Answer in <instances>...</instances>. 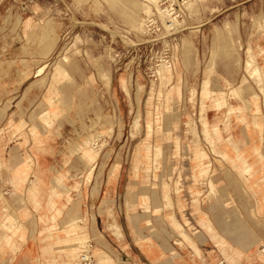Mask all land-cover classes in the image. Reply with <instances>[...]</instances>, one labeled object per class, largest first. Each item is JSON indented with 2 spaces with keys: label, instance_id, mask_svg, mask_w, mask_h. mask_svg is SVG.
<instances>
[{
  "label": "rangeland",
  "instance_id": "rangeland-1",
  "mask_svg": "<svg viewBox=\"0 0 264 264\" xmlns=\"http://www.w3.org/2000/svg\"><path fill=\"white\" fill-rule=\"evenodd\" d=\"M113 3L115 0H0V70L21 67L20 69L26 72L25 78L32 76L30 81L33 82L34 88H46L44 93L35 96L25 92L14 98L9 96L5 100V105L0 110V119L7 116L9 111L5 108L11 107L13 101H16L20 111L16 109L10 113L9 122L5 123L10 125L9 127L6 125L0 127V143L5 139L8 141L3 144L15 141V138L10 139L12 133L16 131L15 125L18 124L13 122V119L26 121L24 131H28L31 140L33 139L30 129L33 123L38 122L34 116L44 107H48L45 99L56 76L57 64H63L62 67L69 69V75H60L57 81L59 90L65 93L66 99V103H55L57 107L63 109L60 119L49 128L48 133L42 131L41 135L47 141L43 147L36 149L61 156L46 161L50 162L51 167L55 166L65 172L70 171L72 174L68 177L70 184L79 182L80 191L71 193L75 200H81L82 186L86 195L87 188L89 189L94 182L92 191L88 190L87 194L90 195L89 200L94 207L95 213L92 214L94 217L96 213L99 214V227L105 235L108 231L111 232L109 234H115L108 228L107 217L117 220L119 227L131 230L133 234L135 232L132 215L135 212L142 214L144 208L140 200L134 205V199L141 196L144 191L146 169L152 165V159L147 158L146 143L165 144V149L174 155L178 172L175 176H179L184 170L185 173L182 175L187 182L186 186L191 179L189 177H194V173L192 175L186 173L189 167L196 168L193 150H190L192 155L188 154L183 160L172 143L168 142V139L173 137L169 136L168 128L173 131L178 124L176 131L184 145L182 154L187 151L186 146L193 145V137L197 139L194 130L201 134V137L198 136L200 145L209 152L212 165L210 173L204 177L205 180L198 177L195 183L208 184L211 178L219 183L220 169H233L228 163L222 162L221 158L211 151L209 143L204 141L199 103L201 96L197 93L204 77L203 64L199 61L195 45L197 41L215 38L226 45L228 42L224 40L222 34L219 35L223 31L218 29L210 31V28H217L214 25L222 23L239 22L246 25L253 23V19L258 16L255 12L264 9V0L259 3L258 0H173L179 21L167 27L166 23L170 21L163 20L156 10L158 0L155 2L140 0V3L129 4L132 7L127 8L121 4L113 6ZM153 10L155 20L151 21L146 17ZM194 26L197 27L189 29ZM251 33L254 37L260 34L256 28ZM155 38L159 39L158 43L152 46ZM139 42L141 44H138ZM185 48L193 51L189 64L183 61ZM28 57L34 61V70L30 68L33 64L29 62ZM156 60L159 64L152 69L151 65H155ZM166 61L172 63V66L161 69L160 74L157 73L158 68ZM251 65V62H248V71ZM171 69L172 75L168 74L164 78L160 76ZM248 75L252 78V75ZM42 77H45V81L40 82L39 79ZM180 81L183 87L181 96L178 95L176 87L172 88ZM247 85L251 86L248 79L243 77L241 88ZM231 88L230 85L226 90L230 104L233 105L231 101L237 98H247L244 92L234 98L231 95ZM220 96L222 95L218 94L211 98ZM27 102L30 104L26 111L23 109L28 106ZM163 107L169 108L168 116L164 121L158 122V108ZM223 107L220 114L215 111L213 117L218 115L223 117L228 110L227 105ZM173 113L179 117L176 119ZM138 117L139 126L135 124ZM148 123L153 126L151 132L148 131ZM193 124L195 127H192ZM160 126L162 128H159ZM86 140H88L86 146L94 155L99 154L91 174L89 171L91 164L87 165V161L81 158L83 154L81 146ZM31 147L29 146L30 149ZM148 149L154 150L155 146ZM136 164L141 166L138 176ZM2 169L3 165L0 168V193L4 200H0V203L2 202L8 212L15 214L16 211H13L10 204L14 202L16 190L8 183L3 182L1 185ZM156 171L158 178L152 177V183L158 185H150L158 187L159 192L161 184L170 179L165 168L161 167ZM52 175L53 172H50V179ZM236 176V174L222 176L224 177L222 182L235 183ZM152 187L149 189L150 192L153 191ZM198 191L200 202H206L203 206L209 212L207 203H214L217 198L208 194L209 188L206 192L201 189ZM150 197V201L154 202L152 192ZM173 197L174 211L179 220L184 221L178 208L177 197L175 194ZM184 197L187 199L189 196ZM231 197L229 210H233L234 203L236 205L240 203L233 195ZM24 198L23 202L27 201ZM188 209L189 216L191 215L189 203ZM79 210L80 204L74 201L71 206L72 214ZM224 212V208H216L214 211L216 215ZM6 215V211L0 212L1 218H5ZM82 223L80 232L84 231ZM68 225L67 229L70 230L72 227L70 223ZM248 225L260 230L263 235L260 242L262 248L263 218L260 217L259 222H250ZM140 227L146 235L150 233L144 220L140 221ZM194 231L189 230L191 234ZM88 243L89 240L85 236L83 244ZM137 244L140 245L138 242ZM96 245L97 243L92 244L90 254L95 253ZM175 245L180 247L177 243ZM93 257L94 264H97V256ZM79 260L80 257L76 260L77 264ZM259 264H264V261L260 259Z\"/></svg>",
  "mask_w": 264,
  "mask_h": 264
},
{
  "label": "crops",
  "instance_id": "crops-1",
  "mask_svg": "<svg viewBox=\"0 0 264 264\" xmlns=\"http://www.w3.org/2000/svg\"><path fill=\"white\" fill-rule=\"evenodd\" d=\"M259 1L262 0H258V3ZM138 3L140 0H136V4ZM117 4L125 8L132 7L127 6L123 0H115L112 5ZM255 14L258 16L253 19V23L247 25L239 22L213 24L217 28H210V31H223L219 35L222 34L228 42L226 45L217 38L197 41L195 45L199 61L203 64L204 75L197 91L201 96V132L211 151L235 171L220 169V182L216 183L214 178H211L208 182L210 187H206V183H195L198 177L205 180L204 177L210 173L212 165L209 152L200 145L198 136L201 137V134L194 130L197 139L193 137V145L186 146L187 153L182 154L184 145L176 131L178 124L173 129L174 132L168 128L169 136H173L168 142L172 143L183 160L192 153L190 150H193L191 155L196 160V168L189 167L186 173H194V177H189L191 179L186 186L187 182L182 175L185 172L182 170L179 176H175L178 172L174 155L165 149V144L146 143L147 158L152 159V165L146 169L144 191L134 199V205L140 200L144 208L142 214L135 212L132 215L134 234L131 230L119 227L117 220L107 217L108 228L115 234H109L111 232L108 231L105 235L99 227V214L96 213L95 217L92 214L95 211L89 200L90 195L87 194L88 190L92 191L94 182L87 188L86 195L82 186V198L75 200L71 193L80 191L79 182L70 184V171L51 167L50 162L46 161L61 156L36 149L43 147L47 141L42 137V131L48 133L49 128L60 119L63 109L55 103H66L65 93L59 90L57 81L60 75H69V69L62 67L63 64H57L56 76L45 99L48 107H44L34 116L38 122L33 123L30 129L33 139L31 140L28 131H24L26 121L13 119L12 121L18 124H13L16 131L10 138H15V141H10L15 143L3 144L8 141L6 139L0 143V168L3 165L1 185L5 182L16 190L14 202L10 204L13 211H16L15 214L8 212L2 202L0 203V212L3 210L7 214L5 218L0 217V264H77L76 260L81 256V252L88 246L92 247L93 243H97L93 254L97 256V264H259L260 259L264 261V246H260L262 234L259 229L248 225L250 222H259L260 217L264 222V9L256 11ZM195 27L197 26L189 29ZM255 28L261 35H252L251 32ZM192 55L193 51L185 48L184 63L189 64ZM28 59L33 64L30 68L34 70V61L30 60L31 57ZM248 62L252 64L249 71ZM20 68L0 70V110L9 96L14 98L25 92L35 96L45 92V87L34 88L33 82L30 81L32 76L25 78L26 72ZM172 69L160 76L164 78L168 74L172 75ZM248 74L252 75V78ZM243 77L248 79L251 86L241 88ZM44 79L45 77H42L39 81H45ZM230 85L234 98L239 97L241 92H244L247 98H237L231 101L233 105L230 104L226 97V90ZM175 87L181 96V81L172 88ZM192 93L194 95L195 91ZM218 94L222 96L211 98ZM243 99L247 101L244 102ZM29 104L27 102L28 106L23 110L27 111ZM11 105L5 108L9 113L0 119V127H9L10 125L5 123L9 122L10 113L16 109L20 111L16 101ZM223 105H227L226 114L223 117H213L215 111L220 114ZM167 111L169 112L168 107L158 108V122L165 120ZM174 117L177 119L179 116ZM135 124L139 126V117L136 118ZM192 127H195L194 124ZM152 130V124L148 123V131ZM88 140L81 146V158L87 161V165L91 164V174L99 154L95 152V156L86 146ZM32 143L34 144L31 147ZM152 146H155V149L149 150ZM151 152L154 154H150ZM140 167L139 164L135 165L137 176ZM161 167L167 170L170 180L163 182L161 191L158 192V187H152L150 184L158 185L152 183V177L158 178L156 170ZM50 172H53L51 179ZM228 174L237 175L235 183L222 182V176ZM47 186L50 188L47 189ZM150 187L153 189L151 192L154 202L150 201ZM208 188V194L217 198L214 203H207L209 212L203 206L206 202H200L198 191L201 189L206 192ZM173 194L177 197L178 208L184 221L179 220L174 211ZM184 195L189 197L186 199ZM232 195L240 203H234L233 210H229ZM23 198L27 201L23 202ZM0 200H4L1 193ZM74 201L80 204V210L72 214L71 206ZM188 203L191 205L189 216ZM216 208H224L225 212L216 215ZM141 220L145 221L150 230L148 235L140 227ZM69 223L72 227L70 230L67 229ZM81 223L84 228L82 232ZM73 229L75 232H72ZM191 229L195 230L193 235L189 232ZM85 236L89 240L87 245L83 244ZM175 242L180 247H177Z\"/></svg>",
  "mask_w": 264,
  "mask_h": 264
},
{
  "label": "bare ground",
  "instance_id": "bare-ground-1",
  "mask_svg": "<svg viewBox=\"0 0 264 264\" xmlns=\"http://www.w3.org/2000/svg\"><path fill=\"white\" fill-rule=\"evenodd\" d=\"M152 1L155 2L156 0H152ZM123 2L125 4H128L127 6H129V4H133V5L136 4V0H123ZM162 4H164V0H158V3H157V5H155V7H156V10L158 11V13L161 15V18L163 20L168 19L170 21V23H166L167 27L174 24L175 22H178L179 21L178 20V12L175 10V8L172 5L163 6ZM154 14H155V11L153 10V12L151 14L147 15L146 18L150 19L151 21H154L155 20L153 18ZM171 66H172V63H170L168 61L163 62L161 64V66L158 68L157 73L160 74L161 69H163L165 67H171ZM56 193L59 194L58 192H56ZM90 249H91V246L90 247L88 246L85 249V251L81 252L80 264H92L93 263L92 258H91V254H89V252H91Z\"/></svg>",
  "mask_w": 264,
  "mask_h": 264
},
{
  "label": "built area",
  "instance_id": "built-area-1",
  "mask_svg": "<svg viewBox=\"0 0 264 264\" xmlns=\"http://www.w3.org/2000/svg\"><path fill=\"white\" fill-rule=\"evenodd\" d=\"M163 6H170V5H172L173 7H174V4H173V0H164V4H162ZM175 8V7H174ZM175 10H176V8H175ZM177 11V10H176ZM173 25V24H172ZM159 39L158 38H155V40H153L152 41V46H154V44L155 43H158L157 41H158ZM138 44H141V42H139ZM138 44H135V45H138ZM130 47V46H129ZM129 51V50H128ZM127 51V52H128ZM157 61L158 60H156L155 61V65H151V68L153 69V68H155V66H157L159 63H157ZM141 64H142V62H141ZM154 72V71H153ZM89 254H90V252H89ZM92 255V254H91ZM92 261H93V263L92 264H94V257H93V255H92Z\"/></svg>",
  "mask_w": 264,
  "mask_h": 264
}]
</instances>
